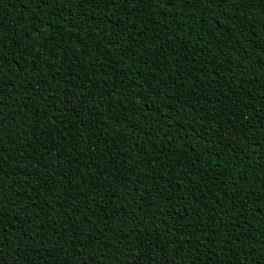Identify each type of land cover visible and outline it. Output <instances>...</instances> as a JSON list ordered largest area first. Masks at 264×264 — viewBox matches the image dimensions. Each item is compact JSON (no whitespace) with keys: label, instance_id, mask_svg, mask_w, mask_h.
Listing matches in <instances>:
<instances>
[{"label":"trees","instance_id":"16d2710c","mask_svg":"<svg viewBox=\"0 0 264 264\" xmlns=\"http://www.w3.org/2000/svg\"><path fill=\"white\" fill-rule=\"evenodd\" d=\"M0 264H264V0H0Z\"/></svg>","mask_w":264,"mask_h":264}]
</instances>
